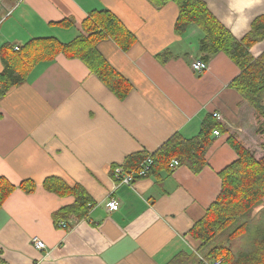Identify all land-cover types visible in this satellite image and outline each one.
<instances>
[{
  "label": "crops",
  "instance_id": "obj_1",
  "mask_svg": "<svg viewBox=\"0 0 264 264\" xmlns=\"http://www.w3.org/2000/svg\"><path fill=\"white\" fill-rule=\"evenodd\" d=\"M203 1L240 41L264 16V0ZM104 9L136 36L128 50L113 40L99 45L134 86L125 100L84 63L64 55L38 65L0 100V177L15 186L28 179L37 185L32 194L17 188L0 210V264H168L180 253H195L200 243L190 230L220 195V172L238 158L229 134H213L200 174L178 166L130 187L118 184L116 169L133 154L157 151L176 133L194 137L214 114L256 147L247 126L251 112L241 121L242 98L230 86L239 67L220 53L196 74L192 63L201 60L204 36L195 25L176 34L179 8L173 2L157 8L150 0H0V22L7 16L0 47L19 48L36 38L69 43L84 33L92 11ZM65 19L73 26L55 25ZM166 52L171 58L162 64L156 56ZM263 52L264 42L251 49L255 57ZM50 176L87 190L95 204L87 220L55 221L74 197L46 191L42 183ZM112 199L118 211L109 209ZM34 238L47 251H38Z\"/></svg>",
  "mask_w": 264,
  "mask_h": 264
},
{
  "label": "trees",
  "instance_id": "obj_2",
  "mask_svg": "<svg viewBox=\"0 0 264 264\" xmlns=\"http://www.w3.org/2000/svg\"><path fill=\"white\" fill-rule=\"evenodd\" d=\"M150 1L157 8L169 2L178 6L177 35H184L191 25L203 33L199 44L201 61L209 63L223 53L239 67L240 73L230 86L242 98L239 106L241 121L248 110L251 112L247 116V126L252 129L256 147L239 136L238 130L210 115L194 137L186 138L176 133L157 151L133 154L121 167L126 172H138L147 158H151L153 164L146 178H161L163 172L173 171L170 165L177 160L179 166H187L194 174H200L208 165L206 157L214 143V132L228 133L227 143L238 158L220 172V195L190 230L200 246L195 253L178 254L168 264H264V208L258 212L264 205V52L258 57L251 53L254 46L264 42V16L253 22L250 32L240 41L218 21L203 0ZM55 25L69 28L73 21L65 19ZM82 28L84 33L69 43L55 38H36L19 47L18 51L10 44L2 45L0 56L4 69L0 73V100L13 88L27 82L34 68L53 62L59 55L84 63L119 100H125L134 86L108 62L99 45L113 40L128 50L135 43L136 36L106 9L92 11L83 21ZM156 58L165 64L171 56L166 52ZM42 185L46 191L59 197H74L72 204L55 213L56 222L88 219L95 204L82 185L57 176L45 178ZM36 187L31 179L15 186L0 177V210L17 188L32 194Z\"/></svg>",
  "mask_w": 264,
  "mask_h": 264
},
{
  "label": "built area",
  "instance_id": "obj_3",
  "mask_svg": "<svg viewBox=\"0 0 264 264\" xmlns=\"http://www.w3.org/2000/svg\"><path fill=\"white\" fill-rule=\"evenodd\" d=\"M18 49H19L18 47L14 48L15 51H18ZM192 69L196 74L201 75L208 70V64L201 60H198L192 63ZM214 117L220 119L218 114H214ZM214 134L216 136L219 135L217 131H215ZM152 164H153L152 159L147 158V160L143 164V167L138 172H130V171L126 172L124 168L119 167L115 171V176H114L115 180L118 182L119 185H127L133 187V185L137 180L146 178L147 173H149ZM170 166L171 168H175L179 166V163L177 160H173ZM109 209L111 211H118L120 209V204L117 199H112L110 201ZM59 226L62 229H68V224L66 222H61ZM33 245L38 251L41 252L47 251V245L40 238H34ZM214 264H219V263L215 262Z\"/></svg>",
  "mask_w": 264,
  "mask_h": 264
},
{
  "label": "rangeland",
  "instance_id": "obj_4",
  "mask_svg": "<svg viewBox=\"0 0 264 264\" xmlns=\"http://www.w3.org/2000/svg\"><path fill=\"white\" fill-rule=\"evenodd\" d=\"M6 17H7V16H6ZM6 17H5V18H6ZM2 18H4V17L2 16ZM5 18H4V20H5ZM4 20H3V21H4ZM3 21H2V22H3ZM2 22H0V24H1ZM2 28H4V26H2ZM1 38H2V37H1ZM1 38H0V43L2 44V39H1ZM207 64H208V63H207ZM201 75H202V74H201ZM262 208H264V205H263V207H261V208L258 210V212H259ZM256 212H257V211H256ZM256 212H254V214H255ZM258 215H259V214H258ZM212 246H213V245H212ZM217 263L220 264V262H217Z\"/></svg>",
  "mask_w": 264,
  "mask_h": 264
},
{
  "label": "water",
  "instance_id": "obj_5",
  "mask_svg": "<svg viewBox=\"0 0 264 264\" xmlns=\"http://www.w3.org/2000/svg\"><path fill=\"white\" fill-rule=\"evenodd\" d=\"M0 12H1V10H0Z\"/></svg>",
  "mask_w": 264,
  "mask_h": 264
}]
</instances>
